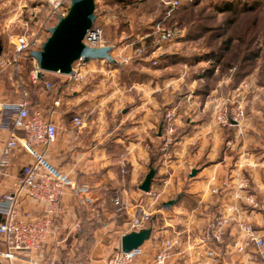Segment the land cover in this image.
<instances>
[{
  "label": "crops",
  "instance_id": "crops-1",
  "mask_svg": "<svg viewBox=\"0 0 264 264\" xmlns=\"http://www.w3.org/2000/svg\"><path fill=\"white\" fill-rule=\"evenodd\" d=\"M108 18L98 19L104 30ZM160 23L154 21L141 38L147 51L158 47L156 27ZM112 42L117 57L114 64L106 60L77 62L73 75L57 81H51L47 73L45 80L55 83L54 89L47 90L43 81L32 79V60L21 62V82L10 77L15 75L12 67L2 70L8 76L7 85L15 90L7 94L0 87V101L17 104L26 96L31 110L43 111L57 125L58 137L48 149L47 160L82 190L65 192L61 213L33 260L36 264L51 260L57 264H108L121 247L122 237L141 231L130 228L138 215L147 221L144 229L153 230L143 245V261H151L165 239L178 238L171 264H262L263 256L254 244H246L240 224H249L264 237V211L240 198L250 195L264 204V86L256 76L250 80L256 101L248 107L241 130L218 128L217 107L233 93L224 90L223 82L202 96L194 85L184 83V72L176 74L173 67L177 64H165L164 47L154 65L150 57L134 58L131 44L119 47ZM2 44L0 59L6 50V43ZM184 87L186 95L182 94ZM171 108H177L179 135L172 159L163 163L160 136ZM14 114L15 110H7L0 120V151ZM75 117L83 119V128L76 127ZM30 161L28 154L17 151L0 184V196L11 191L22 167ZM153 161L158 167L151 193L159 199L152 206L151 195L141 186ZM172 200L178 202L165 208ZM21 211L36 217L42 206L24 201ZM217 214L232 215L234 222L225 229L222 241L206 240Z\"/></svg>",
  "mask_w": 264,
  "mask_h": 264
},
{
  "label": "built area",
  "instance_id": "built-area-1",
  "mask_svg": "<svg viewBox=\"0 0 264 264\" xmlns=\"http://www.w3.org/2000/svg\"><path fill=\"white\" fill-rule=\"evenodd\" d=\"M48 3L50 26L45 31L34 33L31 36L21 35L12 38L11 45L14 56L0 59V70L12 67L17 81L21 82L20 64L22 61L32 60L35 63L32 79L35 82L43 81L46 89L50 90L52 83L45 80L47 72L39 69L35 60L32 59L31 53L41 50L50 35V29L58 23L60 18L68 14L71 0H49ZM95 3L100 4L99 7L102 10L100 16L109 17L102 0H95ZM165 5L169 9L166 17L168 18L170 13L179 7V1L165 0ZM100 16L97 15L93 28L87 32L84 44L91 48L111 47V55L116 60L114 47L105 38L104 29L98 23ZM156 34L158 35V47L147 51L146 46L143 45L135 51V55L138 57H150L154 65L158 64L159 51L165 44L179 39L182 36V31L178 27L157 26ZM83 61L85 59L79 62ZM73 69L75 72L74 66ZM250 91L251 86L245 81L226 98L224 103L217 107L215 125L218 128L237 127L239 130L243 128L247 120V109L256 101L251 97ZM11 109L15 110V114L11 120L8 137L0 151V184L7 175L17 151H24L31 157V161L22 167L20 174L13 182L11 191L0 196V264H17L24 260L29 264H36L33 255L42 251L54 226L55 218L61 213V203L65 192L71 190L74 193H81L82 190L47 160L48 149L58 137L57 125L43 111L31 110L26 96L17 104H6L0 101V120L5 117V111ZM73 122L78 129L84 127V121L79 117H75ZM177 132V108H171L165 114L160 136V153L163 163L172 159ZM122 173L126 174L125 164H122ZM243 186L245 187L246 184ZM148 194L153 199L151 204L153 206L158 201L159 195L153 194L151 191ZM237 198H240L239 195ZM240 199H245L248 204L264 211V204H260L252 196L248 195L246 198ZM24 201H33L41 205V215L35 217L28 212L22 213L21 205ZM115 203L119 205L120 202L117 199ZM234 219L232 215H215L206 240L222 241L225 229L234 222ZM146 225L147 221L137 215L131 222L130 228L142 230ZM240 227L245 233L246 244H254L258 248L263 256L262 264H264V237L258 236L253 228L245 222H241ZM179 244L178 238L165 239L151 261L141 260L145 254L143 247L131 252H124L120 247L112 254L108 264H171V257ZM49 264H57V262L51 260Z\"/></svg>",
  "mask_w": 264,
  "mask_h": 264
},
{
  "label": "rangeland",
  "instance_id": "rangeland-1",
  "mask_svg": "<svg viewBox=\"0 0 264 264\" xmlns=\"http://www.w3.org/2000/svg\"><path fill=\"white\" fill-rule=\"evenodd\" d=\"M48 1L0 0V36L2 42L6 43V50L1 58H12L14 56L11 45L12 38L21 35L31 36L34 33L45 31L50 26ZM178 1L179 7L165 19L164 15L168 10L165 0H122L120 3L102 0V4H105L104 8L108 12V19H110L104 30L105 38L109 40V43L113 40L114 44L119 47L126 43L131 44L130 50L136 51L137 48L144 45L145 41L141 38L149 31L154 21L161 22L163 28L178 27L182 31V36L171 43L165 44L163 53L174 61L181 58L190 60L187 63H178L173 69L176 74L184 72L186 76L184 83L190 84L191 87L194 85L195 89L198 88L199 84H203L208 86L209 91H212L221 87L223 82L224 90H230L229 87L233 81L231 75L234 70L230 71L228 65L230 66L237 61L239 50L236 49L238 47H235L234 44L230 52L218 51L229 40L234 41V43L238 41L237 45L239 46L238 43L252 40L254 42L255 39V42L257 41L259 47H261L259 54L261 64H264V0ZM99 5L96 4L95 14L100 16L102 10ZM225 6H231L238 12H219L218 8ZM244 9L246 12H243ZM250 10H253V12H247ZM253 48H256V46L254 45ZM211 51H217L218 58L224 56L220 64L206 61L207 56L205 55ZM133 57L137 58L138 56L134 54ZM196 57H202L203 60L197 63L191 62ZM261 64L259 63V65ZM214 65H217L216 69L214 73H211L210 70ZM258 71L257 68L254 74L256 75ZM254 76L248 79L249 84ZM7 77L6 71L0 70V87H3L5 93L8 94L15 88L7 85ZM10 77L12 80H17L15 75ZM47 77L51 81H57V79L64 76L49 73ZM184 89L188 90L186 87ZM254 89L251 87V97H253ZM178 135L177 132L176 140Z\"/></svg>",
  "mask_w": 264,
  "mask_h": 264
},
{
  "label": "water",
  "instance_id": "water-1",
  "mask_svg": "<svg viewBox=\"0 0 264 264\" xmlns=\"http://www.w3.org/2000/svg\"><path fill=\"white\" fill-rule=\"evenodd\" d=\"M95 0H71L68 14L59 19L58 23L50 29V36L43 44L41 50L31 53L40 70L71 76L74 74L73 66L82 59L85 60H106L115 63L112 57L111 47L91 48L84 44V38L96 22L97 15ZM156 171L150 169L141 190L144 193L151 191L152 181ZM193 171L192 176H195ZM178 200H172L164 204L165 208H170ZM153 230L151 228L141 231H133L124 235L121 239V249L124 252H131L143 247L151 238Z\"/></svg>",
  "mask_w": 264,
  "mask_h": 264
},
{
  "label": "trees",
  "instance_id": "trees-1",
  "mask_svg": "<svg viewBox=\"0 0 264 264\" xmlns=\"http://www.w3.org/2000/svg\"><path fill=\"white\" fill-rule=\"evenodd\" d=\"M111 1H115L116 3H120L122 2V0H111ZM109 2V1H108ZM168 9V8H167ZM219 12L221 13H228V12H238L236 9H233L231 6H225L223 8H218ZM168 11L169 9L167 10V13L166 15H164V18L167 17V14H168ZM243 12H246V10L244 9ZM247 12H253V10H250V11H247ZM163 18V19H164ZM257 28V27H255ZM258 30V29H257ZM257 30H256V33H257ZM237 42L236 41L234 43V41L232 40H229L225 46H221L219 48L218 51H222V52H230L232 49H233V45L235 44V47H238L236 49H238V54H239V57L237 59V61L232 64V65H228V69L230 71L234 70V73L231 75L232 76V83L229 87L230 90H235L237 89L243 82L247 81L249 78H251V76H254V72L257 70L258 68V72L256 73V77H257V80H258V83L259 85L261 86H264V64H261V57H260V50H261V47H259V43L256 41L255 42V39H254V42L253 40L252 41H249V42H241V43H238L239 46L237 45ZM254 45L256 46V48H253ZM217 52V51H216ZM215 51H211L209 52L207 55L206 58L207 60L206 61H211V62H216V64H220L221 61L223 60L224 56H219V58L217 57V53ZM3 53V44H2V40L0 39V55ZM162 59L163 61L165 62V64H180V63H187L189 62L190 60H187V59H179L177 61H174L172 59L169 58L168 55H164L162 56ZM193 61L191 62H194V63H197V62H200L202 61V57H199V58H195V59H192ZM259 63L261 65H259ZM216 65V66H217ZM216 66L214 65L212 67V69L210 70L211 73H214L215 69H216ZM254 74V75H253ZM54 85L55 83L53 84L52 83V88L51 89H54ZM196 92L199 93L200 95L202 96H205L207 95V93L211 92L208 90V86L207 85H201L199 84L198 85V88L196 89ZM188 92L187 90H183V95H186ZM164 125V123H163ZM159 156V154H158ZM157 163L156 161H153L152 163V169H154L155 171L157 170Z\"/></svg>",
  "mask_w": 264,
  "mask_h": 264
}]
</instances>
